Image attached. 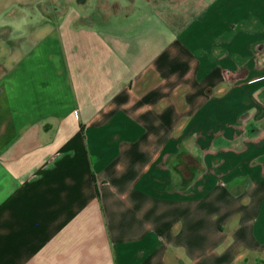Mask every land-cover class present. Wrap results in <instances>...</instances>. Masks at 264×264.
<instances>
[{"label":"crops","instance_id":"obj_1","mask_svg":"<svg viewBox=\"0 0 264 264\" xmlns=\"http://www.w3.org/2000/svg\"><path fill=\"white\" fill-rule=\"evenodd\" d=\"M0 264H264V0H0Z\"/></svg>","mask_w":264,"mask_h":264}]
</instances>
